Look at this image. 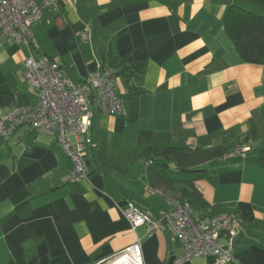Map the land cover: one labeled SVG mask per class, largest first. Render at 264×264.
Wrapping results in <instances>:
<instances>
[{"label": "crops", "instance_id": "obj_1", "mask_svg": "<svg viewBox=\"0 0 264 264\" xmlns=\"http://www.w3.org/2000/svg\"><path fill=\"white\" fill-rule=\"evenodd\" d=\"M232 6L264 16V0H57L30 27L28 47L0 43V117L36 101L23 76L28 57L55 61L74 84L112 60L142 64L138 75L115 76L122 115L92 108L80 184L69 183L71 163L52 136L20 128L0 139V264H108L136 242L144 264H174L178 237L166 227L148 237L121 213L131 202L157 216L178 198L179 184H150L141 150L223 143L235 147L202 165L193 186L207 207L193 212L238 210L230 253L238 264H264V65L243 62L229 40Z\"/></svg>", "mask_w": 264, "mask_h": 264}, {"label": "built area", "instance_id": "obj_2", "mask_svg": "<svg viewBox=\"0 0 264 264\" xmlns=\"http://www.w3.org/2000/svg\"><path fill=\"white\" fill-rule=\"evenodd\" d=\"M56 2L0 0V43L9 41L28 47L30 27L40 20L42 8L54 7ZM78 38L85 41L88 36L80 32ZM23 76L34 88L36 101L30 105L12 106L1 115L0 139L12 136L20 128L52 136L71 163L69 183L80 184L87 176L82 160V136L91 126L92 108L113 116L123 114L112 70L103 66L80 84H74L61 77L55 61L28 57ZM172 206L171 211L154 216L127 202L121 213L132 230L143 227L148 237L162 227H166L172 237H178L183 252L174 264L204 257H213V264H238L230 253L240 227L236 214L221 212L213 216H196L186 202L173 200ZM127 255L130 264H144L138 242L121 251L108 264Z\"/></svg>", "mask_w": 264, "mask_h": 264}, {"label": "trees", "instance_id": "obj_3", "mask_svg": "<svg viewBox=\"0 0 264 264\" xmlns=\"http://www.w3.org/2000/svg\"><path fill=\"white\" fill-rule=\"evenodd\" d=\"M224 28L243 62L264 65V16L232 6L225 13ZM115 62L116 60H112L107 64L114 77L124 74L130 78L140 74L142 69V64L128 66L126 62L120 60H118L119 65ZM118 67L121 68L118 71L115 70ZM234 147V145L224 143L210 149L192 148L184 144L153 145L143 148L141 152L150 161L148 165L150 184L169 190L179 184L178 201L188 203L195 211L207 207L193 186L196 178L207 173L202 165L226 156ZM259 158L264 165V148L259 151ZM221 212H232L239 218L238 210L221 206L213 207L212 212L204 216H213Z\"/></svg>", "mask_w": 264, "mask_h": 264}, {"label": "bare ground", "instance_id": "obj_4", "mask_svg": "<svg viewBox=\"0 0 264 264\" xmlns=\"http://www.w3.org/2000/svg\"><path fill=\"white\" fill-rule=\"evenodd\" d=\"M129 256L120 257L114 261H112V264H130L129 262Z\"/></svg>", "mask_w": 264, "mask_h": 264}, {"label": "rangeland", "instance_id": "obj_5", "mask_svg": "<svg viewBox=\"0 0 264 264\" xmlns=\"http://www.w3.org/2000/svg\"><path fill=\"white\" fill-rule=\"evenodd\" d=\"M177 200H178V198H177Z\"/></svg>", "mask_w": 264, "mask_h": 264}]
</instances>
